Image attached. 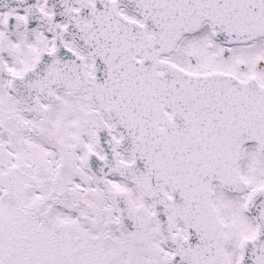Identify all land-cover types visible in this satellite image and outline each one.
Returning <instances> with one entry per match:
<instances>
[{
    "label": "snow or ice",
    "instance_id": "1",
    "mask_svg": "<svg viewBox=\"0 0 264 264\" xmlns=\"http://www.w3.org/2000/svg\"><path fill=\"white\" fill-rule=\"evenodd\" d=\"M0 264H264V0H0Z\"/></svg>",
    "mask_w": 264,
    "mask_h": 264
}]
</instances>
